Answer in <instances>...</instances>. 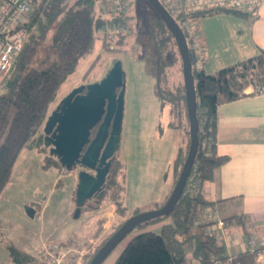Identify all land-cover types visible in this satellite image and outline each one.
I'll use <instances>...</instances> for the list:
<instances>
[{"label":"trees","instance_id":"trees-1","mask_svg":"<svg viewBox=\"0 0 264 264\" xmlns=\"http://www.w3.org/2000/svg\"><path fill=\"white\" fill-rule=\"evenodd\" d=\"M214 12L250 14L239 9L194 11L188 8L180 16L174 17L186 35L193 64L199 148L190 175L197 177L199 191L193 192L194 187L188 178L183 195L169 216L142 223L131 234L167 221L162 231L134 234L114 264H183V246L192 241L195 243L193 256L199 264H211L214 259L227 257L225 247L217 234L209 232L208 224H197L204 209L210 205L204 199L201 186L212 180L214 171L227 161L216 150L218 107L246 96L249 86L264 84V52L224 68L216 75L206 73L202 68L204 50L197 41L195 21ZM102 25L103 21L93 0H45L35 7L24 47L14 61L0 92V196L11 180L13 168L22 149L44 146L43 126L58 99L59 89L77 70L80 60L95 49L98 31ZM150 37L157 55V83L162 111L168 107L169 127L183 132L184 144L179 148L173 164L176 185L191 141L183 63L175 37L156 12L152 18ZM129 38L119 40L122 47L129 43ZM123 49L125 48L121 50ZM177 61L180 63L178 70ZM174 68L177 71L174 74L180 72L177 81L170 78V71ZM49 159L47 157L48 166L44 165L45 167H59L58 160L51 162ZM121 170L124 171V164L117 152L109 172L112 174L107 177L102 189L104 198L119 183L117 173ZM124 192L125 186L118 188L112 199L117 213L127 219L137 213L160 208L171 195L162 204L152 205L153 208L151 205L145 206L129 213L122 200ZM87 202L88 200L84 206ZM98 202L102 203L101 198ZM84 206L80 210L87 209ZM126 220L104 240L94 255ZM9 252L13 264H30L33 260L32 256L21 252L15 246H10ZM239 260L241 264L256 263L254 257L247 253L241 254Z\"/></svg>","mask_w":264,"mask_h":264},{"label":"rangeland","instance_id":"rangeland-1","mask_svg":"<svg viewBox=\"0 0 264 264\" xmlns=\"http://www.w3.org/2000/svg\"><path fill=\"white\" fill-rule=\"evenodd\" d=\"M130 2L138 27L129 38V43L122 47L125 49L105 51L98 35L95 49L80 60L77 70L61 85L54 107L56 109L59 102L74 89L89 84L88 81H100L114 62L120 60L125 72L126 90L120 148L117 152L124 164V171L117 173L119 183L115 184L113 192H107L106 198H101L102 203L98 202L99 197H94L84 206L87 209L78 213L76 193L82 166L71 170L59 164V167H45L48 166L47 157L51 162L58 160L50 155L48 147L22 149L11 180L0 196V220L10 240L19 249L34 255L30 264H88L104 240L127 219L115 212L107 232L98 221L94 230L93 223L101 212L100 206L103 205L102 211L110 210L116 190L125 186L123 201L129 213H132L139 203L149 198L157 199L172 178L182 132L169 127L168 108L162 111L157 83V55L150 37L155 11L147 0ZM133 46L137 50H132ZM176 65L178 70L179 61ZM175 70L170 71L172 81L180 78V72L176 75L173 73ZM27 208L36 211V215L29 216ZM134 234L128 235L103 264H114ZM46 239L51 240L43 242ZM194 247L193 241L183 246L186 257L193 253Z\"/></svg>","mask_w":264,"mask_h":264},{"label":"crops","instance_id":"crops-1","mask_svg":"<svg viewBox=\"0 0 264 264\" xmlns=\"http://www.w3.org/2000/svg\"><path fill=\"white\" fill-rule=\"evenodd\" d=\"M195 29L197 41L204 50L202 68L206 73L216 75L224 68L264 52V0L255 15L209 13L196 19ZM97 81L99 80L88 82ZM246 94L238 100L223 103L218 107L216 150L218 155L227 158V161L214 171L212 180L201 186L205 201L218 211L224 221L227 220L224 236L217 232L215 234L225 247L226 255L236 256L245 253L246 237L254 238L264 245V94L253 92L252 86L246 90ZM57 102L58 99L52 106V111ZM181 139L179 148L184 144L183 132ZM28 149L37 150V147ZM174 185L173 168L172 178L167 182L164 192L157 199L149 198L139 203L134 210L162 204L171 194ZM102 208L103 205L99 208L101 212L97 216L98 219L95 217L97 220L94 221L93 227L95 230L98 221L107 232L117 211L114 203L111 204L110 210L102 211ZM107 218L111 219L106 220ZM165 224L167 221L151 225L135 234L146 231L160 233ZM90 236L88 238L91 239ZM66 243L68 242H58ZM10 246L19 249L8 237L7 229L0 220V264H13ZM183 256L184 260H189L191 264H199L193 253L186 257L183 252Z\"/></svg>","mask_w":264,"mask_h":264},{"label":"water","instance_id":"water-1","mask_svg":"<svg viewBox=\"0 0 264 264\" xmlns=\"http://www.w3.org/2000/svg\"><path fill=\"white\" fill-rule=\"evenodd\" d=\"M150 6L165 22L176 39L183 63L187 111L190 124V148L178 181L160 208L146 210L129 217L124 224L97 251L89 264H103L116 247L139 225L163 216H169L183 195L187 180L192 172L199 148V119L195 93L193 64L186 35L173 15L160 0H147ZM125 72L120 60L114 62L108 73L97 82L81 85L74 89L58 104L44 124V145L50 148L62 168L71 170L80 164L94 170L79 172L76 193L78 213L87 200L102 189L110 172L114 155L120 148L124 116ZM95 137L91 130L100 123ZM29 216L35 211L27 208Z\"/></svg>","mask_w":264,"mask_h":264},{"label":"built area","instance_id":"built-area-1","mask_svg":"<svg viewBox=\"0 0 264 264\" xmlns=\"http://www.w3.org/2000/svg\"><path fill=\"white\" fill-rule=\"evenodd\" d=\"M45 0H0V92L14 61L22 51L28 37V25L35 7ZM173 17L181 15L187 8L192 9H239L255 15L263 0H160ZM99 17L103 21L98 31L105 51L122 48L121 38L131 37L138 27L132 15L130 0H93ZM132 50H137L135 46ZM253 92L264 94V84L252 85ZM203 121V118H201ZM189 183L198 193L199 182L195 175L189 176ZM190 190V189H189ZM194 193V194H195ZM207 223L210 233L224 236L225 221L211 205L204 209L197 224ZM246 251L254 257L255 264H264V245L254 238H245ZM183 264H191L185 260ZM211 264H241L239 256L227 255L224 259H214Z\"/></svg>","mask_w":264,"mask_h":264},{"label":"flooded vegetation","instance_id":"flooded-vegetation-1","mask_svg":"<svg viewBox=\"0 0 264 264\" xmlns=\"http://www.w3.org/2000/svg\"><path fill=\"white\" fill-rule=\"evenodd\" d=\"M62 101V100H61ZM60 101V102H61ZM59 102V103H60ZM58 106V105H57ZM100 124H101V122L100 123H98V125L93 129V130H91V136H90V139L92 140L94 137H95V135H96V133H97V131H98V128H99V126H100ZM49 148V151H50V148L51 147H48ZM75 167H81V165L80 164H76V166H74V168ZM81 170H87V171H89V172H91L92 174H96V172L94 171V170H89V169H87V168H85V167H83L82 166V168H81ZM80 170V171H81ZM99 194H100V192H98V193H96L95 195H94V197H99ZM93 197V198H94ZM92 198V199H93Z\"/></svg>","mask_w":264,"mask_h":264}]
</instances>
